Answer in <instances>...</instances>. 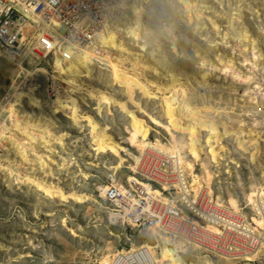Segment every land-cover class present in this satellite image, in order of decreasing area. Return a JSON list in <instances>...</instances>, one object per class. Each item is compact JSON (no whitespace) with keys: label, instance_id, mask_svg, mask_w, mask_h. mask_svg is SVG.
<instances>
[{"label":"rangeland","instance_id":"rangeland-1","mask_svg":"<svg viewBox=\"0 0 264 264\" xmlns=\"http://www.w3.org/2000/svg\"><path fill=\"white\" fill-rule=\"evenodd\" d=\"M194 2L197 4L198 0ZM191 4H186L187 9L183 8L179 11L180 5H175L176 9L172 5L164 4V1L146 0L144 5L138 6L135 13L126 12V16L125 14L122 16L123 26H127V30L135 29L138 23L141 24L142 17L139 14L153 19V21L146 20L147 28H144L141 33L143 38L141 35L136 37L138 34L127 38L125 36L124 38L129 42L126 44L122 38L118 37L119 48L121 45L126 48L121 47L120 49L124 51L117 53L115 50V52L109 51L106 55L109 58L120 57L119 64L122 65L120 66L128 70L131 75L137 76L140 72L139 68L143 66L150 69V74L154 71L162 79L175 75L188 81L198 92L193 102H196L201 109L209 110L208 116L211 119L221 116L234 120L235 133L227 135L224 139V144L231 149L230 152L228 149L222 150L220 146H217L220 158L215 159L210 148L215 146L216 142L213 136L208 141L209 133L206 131L201 141L204 146L202 159H196L191 154L192 150L187 147L182 149L181 155L194 165L191 171L200 176L201 188L198 189L200 194L196 197L194 204L197 208L200 206L199 210H203L204 214L211 210L219 213V216L230 223L229 228L226 227L225 220H220L221 223H217L214 219L210 220L207 216L208 214L215 216L212 212H207L205 216L200 214L196 216L185 201V206L179 204L181 195L186 192L178 186L175 187V184L169 186L165 184L169 180H174L170 178L176 174L174 170L176 166L169 158L162 156V151L159 149L149 148L146 149V153L142 151L145 154L136 166L135 157L141 155V152L139 153L137 147L127 143L125 146L128 154H124L126 164L116 167L118 158L113 153L98 154L93 149L95 140L90 137V129L85 125L84 120L78 123L81 126L79 128L65 113L64 115L63 113L53 114L52 108L57 97L64 96V103L69 101L66 99L68 87L63 83L64 86H62L59 81L50 77V73H55L54 58L50 59L49 64L48 58L34 54L23 62V66L39 68V74L36 77L41 86L38 87L37 96L43 104L39 106L37 102L34 103L33 100L29 101L25 98L23 102H19V108L25 114L29 111L34 116H36L35 113H41L40 116L55 120L60 125V129L64 127V130L70 132L64 144L60 142L54 145L56 152L53 156L55 160L53 165L47 168L44 166V169L53 175L50 176L51 182L59 183L67 191L83 190L90 192L91 195L99 194L102 185H106V194L112 187L120 188L122 191L128 189L129 193L122 198L124 202L120 201L118 206L112 203L108 195L106 202L104 200L107 207L116 209V213L123 215L119 218L116 214L117 224L112 226L105 221L107 209L99 206L100 204L93 198L83 203H77L72 199L67 201L64 199L61 202L58 197L45 199L43 193L33 184L23 186L19 182L21 185L19 187L12 172L16 160L21 161L18 157V141L12 131L5 132L7 135L10 134V138H6L5 142L8 148L4 147L0 151L5 154L4 159L0 160V264H43L45 261L51 264H99L103 258H110V262L113 261L118 254H122L124 263L130 264L132 256L129 253L146 255L144 249L147 246L153 247L156 255L153 254L154 259L149 262L160 264L161 262L157 260L162 258V247L166 245L182 256L184 264H264V251L260 252L257 258L254 257L256 260L249 259L255 254L250 251L261 247L259 237L264 238V229L254 222L255 214L247 205L257 199L255 194L251 193L250 186L257 184L264 187V0H204L203 4H210V9L216 11L217 15L208 7L203 9L195 3L192 6ZM157 17L159 19L155 20ZM171 19L175 22L172 23ZM118 20H120L119 17ZM164 21L168 22L164 25L168 28L164 27L161 35L156 36L158 32H155L153 28L157 30ZM153 24L156 26H151ZM114 29L118 28H108L106 34L114 32ZM122 29L120 28L118 32L125 35V30ZM166 29H169V32ZM106 38H109L108 35ZM144 39L150 40L145 43L146 48L143 51L140 48ZM21 51H23V59L28 50L22 48ZM75 53L82 54V52ZM56 55L60 56L59 53ZM18 60L13 61L9 56L0 53V106L4 104L3 96L11 90L15 80L23 87L29 82L26 80L23 83L25 75L22 76L23 78H18L17 73L20 67L15 63ZM89 69V77L97 82L94 85L116 91L121 100L127 99L126 94L129 91L134 102L148 111L151 118L167 124L169 120L163 116V105L164 98L170 93H157L156 88L151 87L154 94L157 93L158 96V99L154 100L144 96L142 91L133 84L127 85V80L123 83L116 80L111 66L94 60L89 64ZM237 75L243 77L245 83L240 82ZM139 79L147 85L142 75ZM179 85L177 87L181 88ZM77 95L93 107L97 106V99L90 97L87 91H79ZM113 108V113L109 114L107 108L103 107L105 123L107 122L119 135L126 139L130 138L131 133L125 131L126 126L130 124V117L118 106ZM135 109L139 111L138 108ZM13 118L8 117L9 125L13 129L15 127H18V130L24 129L25 125L18 123L17 117ZM240 126L245 130L239 131ZM153 128L150 141L153 142L159 138L165 146L172 144L173 141L163 127L157 128L154 125ZM179 136L188 141L185 133H179ZM251 136L257 140H251ZM239 142H244L245 147H240ZM39 147L41 150H47L51 146L43 143ZM251 153L254 154V159ZM133 166H136V171L131 169ZM204 168L207 169L209 176L206 175ZM157 172L164 176H159ZM132 177L135 179L130 180ZM138 179L150 186L149 196H145L148 193V187L144 183L139 185ZM191 179L192 175L185 178L187 189L192 184ZM190 193L194 194L193 191ZM161 198L163 205L160 209L176 215V223L180 225L176 224L174 227L171 223L168 227L167 222H161L163 226L154 224L151 229L157 227L159 232L173 238L171 245L169 241L162 242V237L157 232L154 231L155 234H153V232L145 231L148 226L147 220H136V214L134 215L132 211L128 213L131 208L128 202H133L132 200L136 201V207H140L147 204L146 199L152 202L154 199ZM27 201L30 206L27 205ZM233 202L236 203L238 210L233 207ZM147 208L150 209L149 205ZM45 213L51 216L46 227L42 228ZM233 221L236 224H233ZM183 222L190 224L189 230H186L189 231V236L182 232ZM245 223L252 225L251 234L257 237L256 240H244L236 234L237 231L241 232L245 228ZM193 226L198 228L195 232L197 236L192 233ZM178 242L181 243L180 247L175 248ZM165 262L163 260L161 264ZM131 264H144V262Z\"/></svg>","mask_w":264,"mask_h":264},{"label":"bare ground","instance_id":"bare-ground-1","mask_svg":"<svg viewBox=\"0 0 264 264\" xmlns=\"http://www.w3.org/2000/svg\"><path fill=\"white\" fill-rule=\"evenodd\" d=\"M137 1H138V4H137ZM145 1L146 0H134V1L128 0L126 2V4L128 5V13L129 14L135 13L138 9V6L141 7L142 5H144ZM158 1H164V4L172 5L173 7H176L175 5H180V6L183 5V7L178 6L179 11L183 10V8L187 9L186 4L187 5L188 4L190 5V3L196 4V2H194V0H158ZM203 1L204 0H198L196 5L203 8V9H204V7H208L210 9L211 5L210 4L209 5L203 4ZM192 4H191V6H192ZM56 9L57 8L55 6V10ZM176 9H177V7H176ZM190 9H189V11H190ZM62 10L64 11V9H62ZM171 10H172V8H171ZM214 13H216V15H217L216 11H214ZM167 14H168V12H167ZM139 15H140V17H142L141 18V24L138 23L137 28L131 29V30H127L128 27L123 26L124 25V22H122L124 20L123 18H121L122 20L121 19L116 20V22L114 23V26H112V28L116 27L118 29L117 30L114 29L115 31L112 32L113 35H111L112 33H110V32L108 34H106V35H108L109 38H105L104 40L102 39V43H101L102 46L100 47V51L102 54H100V55H95L96 52L94 53L91 50H85L82 52L81 55H79V54L76 55V53L73 51L71 42H69V41H68V43L64 42V45H63L62 51H61V55L60 56L55 55L54 53H52L53 51L49 50L47 48V46L41 41L36 42V45L32 44L31 40L33 38H36L35 35L37 34V31H35L34 33L31 32L33 30V27H31V21H27V22L21 21L20 26H18V34L20 37L17 40L19 42V47H18L19 51L17 53L16 52L11 53L7 56H9V58L13 61L15 59L16 60L19 59L17 62H15L20 67V71H19V73H17V76H18V78H23L22 76L25 75L23 83H25L26 80H28L29 82L26 83L25 86L23 87L22 85L18 84L19 82H17V80H15L14 83L12 84L11 90H9L8 93L3 96V103L4 104L2 106H0V107H2V108H0L1 109L0 110L1 111L0 119L3 118V120H0V130H1L0 131L1 132L0 133V149H1L0 151H2L4 149V147L8 148V145L5 142H6V138H10V134L7 135L5 132L8 133V132L12 131L14 133L13 136L16 135L15 137L17 138L16 141H18L17 145H18V150H19V156L18 157L21 158V161H19V159L16 160L17 161L15 163L16 165L12 171L13 174L15 175L16 179H17L18 184H19V182L23 186L26 184L27 185L33 184L43 193L45 199H46V197H47V199L48 198L52 199V198L58 197V198H60L61 202L64 199L66 201L69 199H72L77 203H83V202L93 198L94 201H96L100 204L99 206L107 209L106 214H107L108 220L105 219V221L109 225H112V226L117 224V215L119 216V218L123 216L121 213H116L115 212L116 209L111 208L112 210H114V211H112L109 207L106 206V204H105L106 200L105 199L107 198V195L109 197V194H108L109 190H112L109 188L107 190V194H106V185L100 186V191H99V194H97V195H94V194L91 195L90 192L89 193L84 192L83 190L82 191H76V190L75 191H67V190H65L64 186L60 185L59 183L51 182L50 176L52 177L53 175H50V173H48L49 171H47V169H44V166L47 168V166L53 165V163L55 161L53 159L54 153L56 152V150H54V147H55L54 145L56 143H60V142L62 144H64V140L67 136L70 135L69 134L70 132L67 130H64V127H62L60 129V125L57 122H55V120H52V119L45 117V116L44 117L40 116L41 113L40 114L35 113L36 116H34L29 111V113L25 114L24 112L21 111L22 109L19 108V102H23L25 100V98H27L29 101L33 100L34 103L37 102V104L39 106H42V104H43V103H40L41 99H39L37 96L38 87L41 86L38 83V78L36 77L39 74L38 73L39 68L35 69V68H29V67L23 66V62L25 60L29 59L30 55H34V54H38L39 56H42L43 58H48L49 64H50V59L54 58L55 63L53 64V66H54L55 73H50V77H51V79L53 78L56 81H59L62 86H64L63 84H65L68 87V90H67L68 93H66L68 96H66L67 97L66 99H68L69 101L64 103V99H63L64 96L57 97L58 99L56 101L54 100L55 102L53 104L52 113L53 114L63 113V115L65 113V115L71 119L72 123H75L77 126H79L78 123L81 120H84L86 122L85 125H87V127H89V129H90L89 130L90 137L92 138V140H95V146L93 147V149L98 154L108 153V152L113 153L118 158V163H117L116 167H120V166H123L124 164H126L124 154H128L127 153L128 149L125 146V144H127V143H128V145H130L132 147H137L139 149V153L141 152V155H138L135 157V160L137 161L136 166H137L138 161H140L142 155L146 153V149H149V148H151V149L154 148L155 150L159 149L160 151H162V156H166L167 158H169L170 161L171 162L173 161L174 165L176 166L174 169L176 174H174L170 178V179H174V180L173 181L169 180L165 184H167L168 186L175 184V187L178 186L179 189H182V190L184 189L186 192V193H183L181 195L182 198H181V202L179 204H182V206H185V204H184V201H185L186 205L192 211H194L196 213V216H198L199 214L202 216H205V214H207V212L208 213L212 212L213 215H215V216H211L210 214H208L207 217L210 220L214 219V220H216L217 223H219L220 220H225L224 217L218 215L219 213L211 210V211H207L204 214L203 210L202 211L199 210L200 206H198L199 208H197V205L194 204V202L196 201L195 200L196 197L200 194L198 192V189L201 188L200 176L198 174H196L195 172H192L194 165L192 163H190L187 158L185 160L184 156H181V155H182V149L187 147V148H190L192 150L191 154H193V156L196 159H198V160L202 159V154L204 152V146L202 145L201 141H202L206 131H207V133H209L208 141L213 136L215 139V142H216L215 143L216 145L214 144L215 146H213V147L211 146V148H210L211 153L215 159L220 158V156H219L220 154H219L217 146H220L222 150L228 149L230 152L231 149H230V147H227V145L224 144V139L226 138L227 135L235 133V129H233V128H235L234 127V120L230 117L224 118L221 116L220 117L218 116L217 119H215L214 117H212V119H211V117L208 116V114H210L209 110H205V109L203 110L198 106V104L196 102H193V98L198 95V92H197V89L194 86H192L191 83H189L188 81L182 80V78L176 77L175 75H172L168 79L167 78L162 79V77L157 75V73H155L154 71H153V73L151 72L152 74H150L149 73L150 69L148 67H143V66L139 68L140 69L139 74L137 72L132 71L135 74H138L139 76L138 75L136 76L134 74L131 75L128 72V70L126 71V69H123L121 67L122 65L119 64V62L121 60L120 57L109 58L106 55V53L109 51H112V52L116 51V53L118 51H124L122 49H124L126 47L125 46L122 47V45H121L120 48L122 47V49H120L119 45L117 44V38L118 37L122 38L124 43L129 44V42L124 38L125 36L127 38V37H132L133 34H135V35L138 34L136 37H139L141 35L142 31L144 30V28H147L146 20L153 21V19H150L148 16H146V18H145L141 14H139ZM125 16H126V14H125ZM151 17H153V15H151ZM190 17H192V16H190ZM190 17H189L188 21L190 20ZM26 19H27V17H26ZM158 19H159V17H157L155 20H158ZM181 20H182V17H181ZM171 21H172V23L175 22V20H173V19H171ZM179 21H180V19H179ZM177 23H178V21H177ZM40 24H41L42 30L46 31L48 33L50 32V34L54 30L59 31L60 34L63 31L61 29L60 25H58L57 21H44L43 22L42 20H40ZM167 24H168V22L164 21L162 24H160V26L158 27L157 30L155 28H153L155 30V32H158L156 36L161 35V31L162 32L164 31V27H165L164 25H167ZM151 26L154 27V26H156V24H153ZM173 26H175V25H173ZM120 28H123L122 30H125V35H122V33L120 34V32H118ZM165 28H168V27L166 26ZM136 30H138V31L140 30L141 32H138ZM176 30H174V32ZM171 31H172V29H171ZM30 35H31V37L29 39H27V37H29ZM142 36L143 35H141V38H143ZM147 40H150V39H144L143 45H141L140 50H143V51L145 50V48H146L145 43L147 42ZM149 42H151V41H149ZM158 45L160 46V44H158ZM22 48H25V50L26 49L28 50L27 51L28 56H27V52H25V56L23 59H22V57H23L22 52L23 51H21ZM0 53L2 54V52H0ZM55 56H57V57L55 58ZM143 59H145V58H143ZM94 60L99 61L102 64H106L108 66L113 67V71L115 73V79L116 80L120 81L121 83L125 82L124 80H127L128 81L127 85L130 83L133 84L134 86H136V88L138 90L142 91L144 96H147V97L155 100V99H158L157 93H170V95L168 97L164 98V105H163V116L169 120L167 122V124L160 123V122H158V120H154L153 118H151V115L148 111H146L145 109L140 107V105L137 102H134V100L131 98V93L129 91H128V94H126L127 96L125 95L127 97V99L121 100L118 98V94L116 91L106 90L102 86L97 85V84L94 85L97 82L92 77H89L90 76L89 64L91 62H93ZM29 61L30 60H28V62ZM140 62L141 61H139V63ZM140 64H142V62ZM244 64H248V63H244ZM138 65L139 64H137V66ZM134 67H136V66H134ZM134 70H135V68H134ZM130 72H131V70H130ZM141 75L144 77V79H145L144 81L147 82V85L146 84L144 85L143 81L139 79V77H141ZM237 76H238L237 79H239L240 82L245 83V80L243 79V77L241 78L240 75H237ZM178 84L181 85V88L177 87ZM59 85H58V87H59ZM151 87L156 88L157 93L154 94V92L151 90ZM254 87H256V86L254 85ZM56 88H57V86H56ZM82 90H83V92H84V90L87 91V93L90 97L97 99V102H96L97 106L96 107H93L92 105H90L89 102H87L85 99L83 100V99L79 98V96L77 95V92H79V91L82 92ZM10 96H13V97L10 98ZM180 96L182 97V99ZM12 102H14V103H12ZM153 102H157V101H153ZM153 104H156V103H153ZM114 106H118L121 111L126 112L128 117H130V119H131L129 126L128 127L126 126V128H125L126 132L131 133V136L128 139H126L124 136L119 135L107 122L105 123V121H104L103 107H106L108 110L107 112L109 114H111V113H113V109H114L113 107ZM135 108H138L139 111L136 110ZM9 116L11 118L17 117V119L19 120L18 123L20 122L23 125H25L24 129L19 128L21 130H18V127H15V126H14L15 128L13 129L12 126L9 125L10 123L8 122ZM13 120H15V119L13 118ZM154 125L157 128L159 126L163 127L167 131L166 133L169 134L170 139L173 141L172 144H170L169 146H167V145L165 146L159 140V138H157V140H155L153 142L150 141V135L152 134V131L154 130V128H153ZM79 128H81V126H79ZM31 129H33V130H31ZM240 129L245 130L242 126L239 127V131H240ZM179 133H181V134L185 133L188 141L183 140V138H181V136H179ZM252 137L253 136L250 137L251 140H257L256 138H252ZM43 143H45V145L51 146V147L48 148L47 150H41L39 146L43 145ZM5 145H7V146H5ZM239 146L240 147L243 146L242 148H244L245 147L244 142H239ZM142 151L145 153H142ZM251 155L253 157L252 159H254V154L251 153ZM4 156H5V154L0 153V160L4 159L3 158ZM40 165H42V167H40ZM0 166H1V163H0ZM136 166L131 167V169L132 170L135 169V171H136ZM156 170H158V169H156ZM145 171H147V170L145 169ZM204 171L207 173L206 168H204ZM153 174L155 175V173H153ZM157 174L159 176H161L160 172H157ZM189 174L192 175V179H191L192 184L187 189L185 178L188 176L191 177V175H189ZM208 174L209 173H207L206 175L209 176ZM163 176H161V177H163ZM155 177L157 178V176H155ZM134 179H135V177H132L130 180H134ZM138 180H139V182H138L139 185H141L142 183L146 184L142 180H140V179H138ZM165 184H164V186H167ZM21 185L19 187H21ZM146 186L148 187V189H147L148 193L145 194V196H149L150 186L148 184H146ZM190 187H192V188L190 189ZM114 190L115 191H113V192H115L116 194L114 193L113 197H115L114 198V199H116L115 201H117V203H119V204H120L121 199L117 200V198L118 197L124 198L129 193L128 189H125L122 191L120 188L114 187ZM182 190H181V192H182ZM184 190H183V192H184ZM250 190H251V193L255 194V197L257 199L253 200L252 202L248 203L247 205L250 206V209L255 214L254 215L255 216L254 222H256L258 224V226H260L264 229V187L259 186L257 184H254L253 187L250 186ZM140 191H141V189H140ZM190 191L191 192L193 191L194 194L190 193ZM207 191H208V189H207ZM187 193H189V195ZM140 194L142 195L141 192H140ZM39 195H40V193H39ZM104 200H105V202H104ZM132 201L133 202L127 201L128 204L131 206V208L128 210V213L131 211L132 212L135 211L134 215L136 214L135 215L136 220H139V221L147 220V225H148L147 228L148 229L145 228V231L150 229L153 232V234H155V232H157L158 234H160V237H162V239H161L162 242L164 240L169 241L170 245H171V243H173V238H171L167 234H164L163 232H159L157 227H153L151 229V226H153L154 224H158V225L163 226V224H161V222H167L168 227H170L171 223L174 227L176 226V215H173V213L170 211L168 213L167 211L164 212L163 211L164 209H162V208L160 209V207L163 205V199L162 198L157 199V200L154 199L152 202H149L150 200L146 199L147 204L145 206L141 205L140 207H136L135 206L136 201H134V200H132ZM28 203L29 202L27 201V205L30 206V204H28ZM147 205H149L150 209L147 208ZM171 205H173V204H171ZM232 205H233V207H236L238 210V207H237L235 202H233ZM115 206H118V205L115 204ZM139 208H141V209L139 211H137V209H139ZM173 209H176V207H173ZM105 212H106V210H105ZM50 216L51 215L49 213H47V214L45 213V218H43L45 221L41 225L42 228L46 227V224H48V222L50 221L49 220ZM206 220H208V219H206ZM154 221H157V222L154 223ZM195 223H197V222H195ZM242 223H244V222H242ZM225 224H227L226 227L230 226L229 222H227L226 220H225ZM233 224H236V223L233 221ZM187 226H188V228H187ZM244 226H245V228L243 227L244 229L243 230L241 229L242 230L241 232L237 231L236 234L237 235L239 234L238 236H241L242 239H244V240L245 239H253V240L255 239L256 240L257 237L251 234V232L253 230L252 225L249 223H245ZM186 230H189V225H187L186 222H183L182 231H184L186 233V236H189V231H186ZM259 238L261 241V242H259V245L261 244V247L259 249L257 247L255 251H250V253H255L254 255H252V258H249L251 261L256 260L255 258H257V255H259L260 252L264 251V238H261V237H259ZM178 243L179 244H177V246L174 245L175 248L180 247L181 243L180 242H178ZM136 248H135V251L138 249V248L137 249ZM133 249H134V247L132 248V250ZM139 249L141 251V248H139ZM144 250H145L147 256L142 255V254L132 253V252H130L129 255L132 256V260H134V261H136L137 257H139V256L141 257L140 260L144 259L146 262L151 261V259L153 260L154 258L152 255L153 254L155 255L153 247L147 246ZM161 254H162V258L160 260H157V261H160L161 263L163 260L166 261L165 264H184L185 263L182 256L179 255V253H176V251L172 250L167 245L162 247ZM155 258H157V257H155ZM15 261H18V260L15 259ZM110 263H112V261L110 262V258L109 259L103 258V259H101V261H99V264H110ZM150 263L154 264L152 262H149V264ZM43 264H51V263H49L48 261H45V263H43Z\"/></svg>","mask_w":264,"mask_h":264},{"label":"built area","instance_id":"built-area-1","mask_svg":"<svg viewBox=\"0 0 264 264\" xmlns=\"http://www.w3.org/2000/svg\"><path fill=\"white\" fill-rule=\"evenodd\" d=\"M127 1L0 0V52L4 55L17 53L19 51V42L17 40L20 37L18 26H20L21 21H31V27H33L31 32L37 31L36 38L31 40L34 45H36V42L41 41L49 50L53 51L52 53L61 55L64 42L68 43L69 41L74 52L81 53L85 50H91L94 53L96 52L95 55H100L102 54L100 51L102 39L106 38L107 29H113L112 26H114L118 17L121 19L123 14L128 12ZM40 20L43 22L57 21L63 30L62 33L60 34L59 31L55 30L51 34L43 31ZM30 37L31 35L27 39ZM110 189L112 190H109L108 194L112 199V203L120 205L113 197L115 193L113 192L115 191L114 187ZM117 200L124 202L121 197H118ZM177 225L179 226L180 224ZM191 229L193 230L192 233L196 235L195 232H197L198 228L193 226ZM150 232H152L150 229L147 230V233ZM121 256L122 254L116 255L111 264H128L122 261L123 258ZM138 262L149 264L144 259L140 260V256L139 258L137 257L136 261L131 259V263Z\"/></svg>","mask_w":264,"mask_h":264}]
</instances>
